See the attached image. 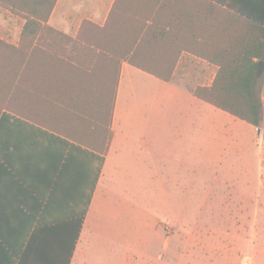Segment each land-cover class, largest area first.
Listing matches in <instances>:
<instances>
[{"label":"crops","instance_id":"1","mask_svg":"<svg viewBox=\"0 0 264 264\" xmlns=\"http://www.w3.org/2000/svg\"><path fill=\"white\" fill-rule=\"evenodd\" d=\"M263 9L264 0H57L48 21L51 28L82 43L93 58L122 60L113 138L77 239L75 233L68 235L65 226H55L53 210L47 211L54 183L23 184L14 170L1 163L0 264H264L180 262L175 245L168 250L167 261L159 228L162 221L181 217L172 204L199 202L194 197L200 180L206 189L205 179L212 182L203 202L225 201L232 195L235 201H244L247 187H252L255 172L245 162L241 143L245 134L232 132L229 124L230 119L241 120L193 93L199 86L210 87L219 67L185 46L202 40L195 38V28L202 22L212 23L214 11L259 15ZM85 22L93 25L84 26ZM132 57L145 60L144 64L178 57L174 80L165 82L132 65L127 61ZM180 67L184 75L193 76L195 84L176 80ZM190 68L193 74L187 71ZM102 72L116 74V68L99 67V78L92 85L102 84ZM258 78L264 109V73ZM230 155L235 156L230 165L240 164L242 187L233 184L232 193L213 198L215 186L226 184L231 190L232 182L223 172L214 175L207 169L217 162L222 168ZM80 186L74 182L70 188L74 192ZM183 187L190 189L185 193ZM135 202L157 203L158 210ZM161 235L163 249L157 252L155 242Z\"/></svg>","mask_w":264,"mask_h":264},{"label":"trees","instance_id":"2","mask_svg":"<svg viewBox=\"0 0 264 264\" xmlns=\"http://www.w3.org/2000/svg\"><path fill=\"white\" fill-rule=\"evenodd\" d=\"M56 3L0 0V6L25 20L19 45L0 39V165L14 170L23 184L54 183L47 211L53 210L55 226H65L77 239L113 138L122 60L93 58L82 43L51 28L48 21ZM213 17L212 23L195 28V38L202 40L185 46L219 67L213 84L193 93L260 128L263 102L257 72L264 60V9L259 15L214 11ZM127 61L172 82L179 58L152 64L137 57ZM105 64L115 67L116 74L105 76L103 71L102 84L92 85ZM74 182L81 186L73 192Z\"/></svg>","mask_w":264,"mask_h":264},{"label":"rangeland","instance_id":"3","mask_svg":"<svg viewBox=\"0 0 264 264\" xmlns=\"http://www.w3.org/2000/svg\"><path fill=\"white\" fill-rule=\"evenodd\" d=\"M24 23L25 20L21 16L0 6V38L4 41L18 44ZM187 71L193 74L191 68ZM177 75L176 80L183 85L196 83L193 76L184 75L181 67ZM194 77L198 75L194 74ZM262 118L264 119V109ZM229 124L232 132L245 134L241 143L245 145V162L247 166L252 165L251 168L255 172L250 178L252 187H247L244 201L237 202L232 195L225 201L203 202L207 191L209 194V188L212 187L211 178H208L205 179L208 189L202 184L204 180L199 181L197 194L194 197H198L199 202L181 201L172 204L176 213L182 212L181 217L168 219L159 224V228L164 233L167 261L170 259L168 250L175 245L176 254H178L177 248L180 250V262H264V134L261 130L264 129V120L260 128H252L234 119H230ZM253 143L255 147H251ZM227 158L222 162V168L217 162L207 169L208 173L213 171L214 175L223 172L224 176H229L227 181L232 182L229 185L231 190L226 184L215 186L213 198L220 197V193L222 195L232 193L233 184L242 187L240 184L243 176L239 170V162L230 165L229 160L235 156L230 155ZM259 164L260 171L256 172ZM235 166L237 169L231 172ZM189 189L182 188L185 193ZM135 203L153 212L157 211L159 206L153 202ZM164 240L162 235L156 240L154 248L157 252L163 249Z\"/></svg>","mask_w":264,"mask_h":264},{"label":"water","instance_id":"4","mask_svg":"<svg viewBox=\"0 0 264 264\" xmlns=\"http://www.w3.org/2000/svg\"><path fill=\"white\" fill-rule=\"evenodd\" d=\"M263 73H264V60L259 63V69L257 72V76L262 77ZM258 131L260 132V130Z\"/></svg>","mask_w":264,"mask_h":264}]
</instances>
